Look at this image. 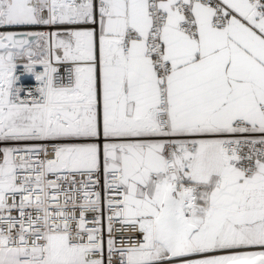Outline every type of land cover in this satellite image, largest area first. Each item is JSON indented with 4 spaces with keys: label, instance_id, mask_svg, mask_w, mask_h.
Wrapping results in <instances>:
<instances>
[{
    "label": "snow or ice",
    "instance_id": "snow-or-ice-1",
    "mask_svg": "<svg viewBox=\"0 0 264 264\" xmlns=\"http://www.w3.org/2000/svg\"><path fill=\"white\" fill-rule=\"evenodd\" d=\"M0 264H264V0H0Z\"/></svg>",
    "mask_w": 264,
    "mask_h": 264
}]
</instances>
